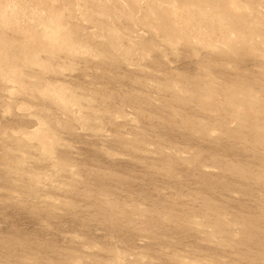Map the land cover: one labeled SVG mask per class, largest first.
<instances>
[{"label":"rangeland","instance_id":"1","mask_svg":"<svg viewBox=\"0 0 264 264\" xmlns=\"http://www.w3.org/2000/svg\"><path fill=\"white\" fill-rule=\"evenodd\" d=\"M0 264H264V0H0Z\"/></svg>","mask_w":264,"mask_h":264}]
</instances>
